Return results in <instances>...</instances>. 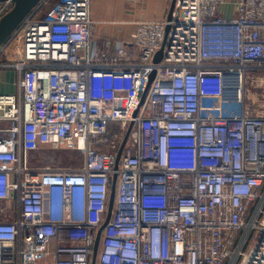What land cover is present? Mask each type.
<instances>
[{"label":"built area","instance_id":"1","mask_svg":"<svg viewBox=\"0 0 264 264\" xmlns=\"http://www.w3.org/2000/svg\"><path fill=\"white\" fill-rule=\"evenodd\" d=\"M34 13L0 47V264H92L114 178L95 264H264V0H175L130 41Z\"/></svg>","mask_w":264,"mask_h":264},{"label":"crops","instance_id":"2","mask_svg":"<svg viewBox=\"0 0 264 264\" xmlns=\"http://www.w3.org/2000/svg\"><path fill=\"white\" fill-rule=\"evenodd\" d=\"M172 3L173 0H42L33 11L40 19L71 20L90 16L97 22V38H115L120 34L124 40L130 41L136 22L168 18ZM226 8L228 6L223 10L230 16ZM19 92V72L14 67L1 65L0 94L18 95ZM64 163L57 158L46 166L61 167Z\"/></svg>","mask_w":264,"mask_h":264},{"label":"water","instance_id":"3","mask_svg":"<svg viewBox=\"0 0 264 264\" xmlns=\"http://www.w3.org/2000/svg\"><path fill=\"white\" fill-rule=\"evenodd\" d=\"M2 1H5V0H0V2ZM41 1L42 0H13V3H14L13 7L0 18V47L12 35V33L16 30V28L20 25V23L24 20V18L31 11H33ZM174 5H175V0H173L168 19L171 18ZM162 54H163V49L158 51L155 57V61H159L162 58ZM154 74H155L154 72L151 74L150 76L151 80L153 79ZM127 136H128V133L125 136L122 147L124 146L126 142ZM120 153L121 151L119 152V155ZM114 199H115V178H114V182H113L111 194H110L108 214H107L105 222L101 225V227L99 228L97 232V236H96V240L94 244V254H93L92 264H95V261L97 258V253H98L102 231L111 217L113 205H114Z\"/></svg>","mask_w":264,"mask_h":264},{"label":"rangeland","instance_id":"4","mask_svg":"<svg viewBox=\"0 0 264 264\" xmlns=\"http://www.w3.org/2000/svg\"><path fill=\"white\" fill-rule=\"evenodd\" d=\"M225 10L226 12L228 11L229 14H232L231 10H233V8L228 6ZM0 56L2 58V55ZM247 89L248 91L250 89L255 90L254 81L251 77L248 78ZM256 101L258 102L257 104H260L264 108V95H260L259 99L256 98ZM52 157H54V159L61 158V161L65 162V165L70 166H80L83 160L82 152L77 150H41L30 155L29 165L33 168L46 166L52 163V160H54Z\"/></svg>","mask_w":264,"mask_h":264}]
</instances>
